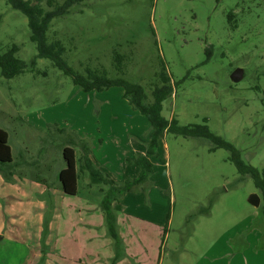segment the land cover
I'll list each match as a JSON object with an SVG mask.
<instances>
[{
    "label": "rangeland",
    "instance_id": "rangeland-1",
    "mask_svg": "<svg viewBox=\"0 0 264 264\" xmlns=\"http://www.w3.org/2000/svg\"><path fill=\"white\" fill-rule=\"evenodd\" d=\"M29 35L25 15L0 0V48L17 44L16 56L27 64L13 78L0 74V127L10 136L15 161L12 176L0 173V264H38L42 245L44 264H54L59 203L84 199L54 189L52 174L63 162L61 149L70 134L86 139L97 166L123 181L129 176L121 162L137 146L127 131L145 136L150 128L121 97L122 87L85 92L49 59L30 66L36 50ZM48 39L63 43V57L76 72L104 69L109 77L141 84L150 98L163 64L173 93L162 114L181 125L206 118L212 133L264 174V0H84L51 21ZM114 54L124 56L118 73ZM236 68L244 75L234 83L230 74ZM212 146L207 139L166 133L151 156L149 181L130 191V213L163 221L159 258L152 264H264V215L247 200L259 191L251 177L237 172L226 149L211 151ZM24 159L36 162L27 166ZM26 173H39L50 186ZM250 232L251 239L259 234L258 246L242 252ZM147 250L149 259L154 247Z\"/></svg>",
    "mask_w": 264,
    "mask_h": 264
},
{
    "label": "trees",
    "instance_id": "trees-1",
    "mask_svg": "<svg viewBox=\"0 0 264 264\" xmlns=\"http://www.w3.org/2000/svg\"><path fill=\"white\" fill-rule=\"evenodd\" d=\"M83 1L45 0V3H42V0H6L12 9L20 11L27 18V26L30 31L29 39L34 43L36 50V54L30 60V66H34L38 58L49 59L63 74L71 77L74 85L85 92L103 91L111 86H120L124 90L123 98L127 99L130 106L149 122L151 133L144 153L136 154L132 159H127L128 164H134L139 168V173L137 176L127 177L123 181H117L110 174L102 171L95 164L89 142L86 139L78 138L75 133L70 134L62 148L64 167L58 172V188L64 194L76 195L77 180L79 178L83 179L84 184L87 186H100L97 203L103 213L106 235L111 239L113 256L109 260L110 264H116L124 258L132 260L126 253L125 245L120 236L117 214L113 203L121 201L127 192L139 189L140 186L149 181L153 173L150 158L152 155L158 154L159 142L166 133L207 139L213 144L210 148L211 151L216 148L226 149L229 153L228 160L234 164L237 172L241 176L248 175L253 180L259 191L261 200L259 207L264 215V174L261 170L245 163L241 159L239 150L231 142L212 133L207 125L206 118H203L201 124L181 125L174 116L168 119L162 114L163 102L173 93L172 81L163 64L157 76L158 80L153 84L151 98L139 83L127 81L119 76L109 77L108 72L104 69L86 68L85 74H81L67 64L63 57L66 50L63 43L56 39H48L49 26L54 18L69 13L72 6ZM231 16L229 14V17ZM19 49L20 47L15 43L0 48V74L2 77L10 79L26 71V62L16 56ZM112 59L115 71L117 73L121 72L124 56L114 54ZM29 70L31 71V69ZM173 84L175 85V82ZM254 88L256 89V87ZM75 150L79 151L78 157ZM13 167L9 134L0 127V173L8 171L9 176H12L14 174ZM30 178L37 183L50 186L48 181L41 178L37 173L30 176ZM46 232L47 218L45 216L42 242ZM44 247L46 246L42 245L38 264H44L46 259Z\"/></svg>",
    "mask_w": 264,
    "mask_h": 264
},
{
    "label": "crops",
    "instance_id": "crops-1",
    "mask_svg": "<svg viewBox=\"0 0 264 264\" xmlns=\"http://www.w3.org/2000/svg\"><path fill=\"white\" fill-rule=\"evenodd\" d=\"M123 92H120L122 98H123ZM128 109L129 111H131L130 106L128 107ZM134 117L137 118V116ZM20 120H22V122L25 123L26 125L24 119H20ZM121 125L123 127L126 126V124L125 125L121 124ZM127 132H128L127 133L128 139L137 142L136 144L137 146L124 157L125 159H130L133 158L135 154L144 153L146 149V144L150 138L151 130L149 128L148 132L145 131V136H142L141 132H138L136 129H132V128L131 131H127ZM75 153L76 156L78 157L79 151L75 150ZM125 159L123 162H121L123 158L121 160L120 159L117 160V162L118 161L121 162V167L124 168V172H125L124 176L125 177L137 176L139 173V168L134 164L127 166L125 168L124 166L128 165L125 163ZM14 162L15 161H13V164ZM23 162L28 166L35 163L36 161L34 160L29 161L28 159H24ZM100 166L101 168L105 169L108 173H110L114 179L118 178L116 173L108 169V167L103 165ZM63 167H64V162H62L61 166L59 165L55 173L52 174L53 175L52 177L56 180L55 186L57 188L54 189L55 191L57 190L56 191L57 193H60L61 191L58 188L57 176H58V172ZM32 175H28V173H26L24 176H28L30 178V176ZM46 180L48 181V179ZM81 180H82L81 178L77 180L76 195L80 194L84 199L80 202L73 204L71 203L63 204L61 202L59 203V206L61 208L60 211L61 213H58L56 217L58 223H57V229H55L56 236H55L54 247L52 250L53 253L52 262L54 264H76L75 260L79 258L78 260L80 261L81 260L80 257L88 256L89 263L84 262L82 264H87V263L110 264L109 260L113 256L111 239L106 235L103 213L101 212L97 203V199L100 195V186H96V185L87 186L84 184V181L81 182ZM61 193L64 194L62 191ZM130 193L131 192L125 194V196H123L121 201L114 202L113 207L117 214L118 229L120 236L122 237L123 243L125 245L126 253L129 255V257L132 258V260L129 258H124L118 261L116 264H152L154 263V261H152L153 259H155L157 256L159 258L160 248L162 245V234L164 233V226L162 225L163 221H154V220L151 221L150 219L146 220L144 219V217H140L139 215L130 213L128 207H126L127 205L132 204L126 201L127 197H133L130 195ZM76 195L65 194L62 196L75 197ZM62 196L60 199H62ZM58 207L56 206V208ZM251 234L252 232L246 235L244 242L247 243L248 247L242 252H246V250L249 251V248H254L255 246H258L255 243L256 242L255 238L259 234L255 233L257 234V236H255L252 239H251L252 236ZM148 247L150 248L154 247V254L151 253L149 259H148L149 256L147 257ZM224 249H227L226 252L230 251L229 246L224 247ZM258 250H256L257 253L263 252ZM257 253H253L250 255L252 261H255V257L258 256ZM101 258H103V260H101ZM228 264H231V262H229ZM243 264H250L249 260L244 259Z\"/></svg>",
    "mask_w": 264,
    "mask_h": 264
},
{
    "label": "water",
    "instance_id": "water-1",
    "mask_svg": "<svg viewBox=\"0 0 264 264\" xmlns=\"http://www.w3.org/2000/svg\"><path fill=\"white\" fill-rule=\"evenodd\" d=\"M244 75V69L243 68H236L234 69L230 74V79L232 82L237 83L239 82ZM248 202L253 205L254 207H259L260 205V196L256 193H252L247 198Z\"/></svg>",
    "mask_w": 264,
    "mask_h": 264
}]
</instances>
